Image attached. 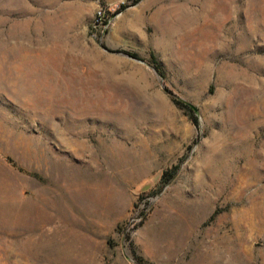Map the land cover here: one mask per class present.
Instances as JSON below:
<instances>
[{
	"label": "rangeland",
	"instance_id": "rangeland-1",
	"mask_svg": "<svg viewBox=\"0 0 264 264\" xmlns=\"http://www.w3.org/2000/svg\"><path fill=\"white\" fill-rule=\"evenodd\" d=\"M0 189V264H264V0H0Z\"/></svg>",
	"mask_w": 264,
	"mask_h": 264
},
{
	"label": "bare ground",
	"instance_id": "bare-ground-1",
	"mask_svg": "<svg viewBox=\"0 0 264 264\" xmlns=\"http://www.w3.org/2000/svg\"><path fill=\"white\" fill-rule=\"evenodd\" d=\"M51 171L54 172V174H52V175H55L57 173L55 169H51ZM54 181L58 182V180H56V178ZM52 182H53V179H52ZM48 184H50V183H48ZM0 190H2V189H0ZM40 191L43 193V195L47 194V193L49 195L50 189L48 187H44V189H42ZM37 192L39 193L38 190H37ZM50 194H51V192H50ZM31 195L32 196H30V197H26V200H28L27 198H29L28 201L14 200L13 198L6 197L4 195H3V197L0 196V215L7 216L9 218H14V217L22 218V219L26 218V220H27L26 222H28L29 217H30V219L33 218V221L37 225L38 230L41 231V233L39 232L40 238L37 237L38 239L33 241L35 243V246H36V248L33 247V250L36 251V249H38L40 252L41 251H45V253L48 252L46 254H49L51 252V254L53 253V254H55V256L57 258H61V259L69 258L71 256L70 255V253H71L70 252L71 251V249H70L71 248V241L67 237H65L63 235H62L63 236L62 237L61 235H59L58 230H54L51 233H47L44 230V228H46L44 226L45 222L48 221V216L46 214L47 210L52 209V208H59L61 205L60 202L58 201V199H53V197L52 198L50 197V198H47V202L44 200L45 203H43V202H40L39 200H36V198H33L34 197L33 194H31ZM43 195L42 196L40 195V196L43 198ZM40 196H39V198L41 199ZM62 204H63V202H62ZM61 209H62V206H61L60 210ZM32 224H33V222H32ZM30 243H31V241H30Z\"/></svg>",
	"mask_w": 264,
	"mask_h": 264
},
{
	"label": "built area",
	"instance_id": "built-area-1",
	"mask_svg": "<svg viewBox=\"0 0 264 264\" xmlns=\"http://www.w3.org/2000/svg\"><path fill=\"white\" fill-rule=\"evenodd\" d=\"M108 10V7L104 5L97 6L89 29L90 36L93 39H101L107 32L111 20Z\"/></svg>",
	"mask_w": 264,
	"mask_h": 264
},
{
	"label": "trees",
	"instance_id": "trees-1",
	"mask_svg": "<svg viewBox=\"0 0 264 264\" xmlns=\"http://www.w3.org/2000/svg\"><path fill=\"white\" fill-rule=\"evenodd\" d=\"M133 56H136L135 54H132ZM175 100V102L177 103V104H179V105H186V104H184L182 101H180V100H178V99H174ZM189 106L193 109V107H192V105H190L189 104Z\"/></svg>",
	"mask_w": 264,
	"mask_h": 264
},
{
	"label": "water",
	"instance_id": "water-1",
	"mask_svg": "<svg viewBox=\"0 0 264 264\" xmlns=\"http://www.w3.org/2000/svg\"><path fill=\"white\" fill-rule=\"evenodd\" d=\"M193 107V110H196V108L194 107V106H192ZM147 187V185H145L143 188H146Z\"/></svg>",
	"mask_w": 264,
	"mask_h": 264
}]
</instances>
